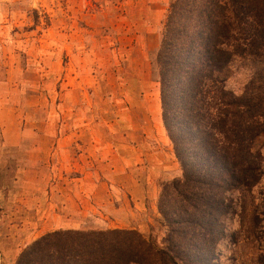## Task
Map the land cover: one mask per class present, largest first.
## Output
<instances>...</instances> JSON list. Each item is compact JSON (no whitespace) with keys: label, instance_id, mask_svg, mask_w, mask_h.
<instances>
[{"label":"rangeland","instance_id":"obj_1","mask_svg":"<svg viewBox=\"0 0 264 264\" xmlns=\"http://www.w3.org/2000/svg\"><path fill=\"white\" fill-rule=\"evenodd\" d=\"M169 3L0 0V122L9 134L21 125L24 137L0 144V264H15L59 230L134 229L166 245L157 202L173 179L161 164L166 158L178 176L181 168L163 127L153 61ZM257 67L234 60L226 87L239 93ZM252 149L264 170V135ZM138 185L153 195L140 208L130 194ZM254 194L261 204L264 180ZM238 195L221 219L218 264H264V221L255 227L250 201L242 212Z\"/></svg>","mask_w":264,"mask_h":264},{"label":"trees","instance_id":"obj_2","mask_svg":"<svg viewBox=\"0 0 264 264\" xmlns=\"http://www.w3.org/2000/svg\"><path fill=\"white\" fill-rule=\"evenodd\" d=\"M154 56L163 127L181 175L161 184L157 210L168 230L159 247L139 231L59 230L34 241L15 264H218L221 219L251 203L264 221V0H170ZM257 68L239 93L226 87L236 59ZM263 219V220H262Z\"/></svg>","mask_w":264,"mask_h":264},{"label":"crops","instance_id":"obj_3","mask_svg":"<svg viewBox=\"0 0 264 264\" xmlns=\"http://www.w3.org/2000/svg\"><path fill=\"white\" fill-rule=\"evenodd\" d=\"M17 125V123H16ZM16 128V134H9V126H8V123L6 122H0V144L3 146V147H7V145H11L13 144L14 146L18 145V144H22L24 142V137H22V134L21 133V125L18 127V135H17V126H15ZM160 130H158L159 132ZM160 133V132H159ZM69 140V138L65 137L64 138V141H67ZM26 141V140H25ZM34 141V139H32V142ZM82 141V139H81ZM96 141V140H94ZM131 149V148H130ZM6 155V154H5ZM55 155H58V152L54 151L53 154H52V157L54 158ZM167 157V156H166ZM4 156L3 154L0 152V160L3 159ZM167 159L165 158V162L161 164V167L163 169V175H164V178L166 180H171V179H174V178H177L179 177L177 172H172L168 165H167ZM3 168V166H2ZM2 168H0V171L2 170ZM53 168H55V165H53ZM148 189L145 187V186H136L134 188V190L131 191V199L135 200L136 203H135V206H137V208H140V205L141 203L143 202H146V198L149 197L150 199H153V195L152 194H148ZM137 200H138V203H137ZM138 229L142 232L145 231V228L143 226H138ZM12 264H14V262H12Z\"/></svg>","mask_w":264,"mask_h":264}]
</instances>
